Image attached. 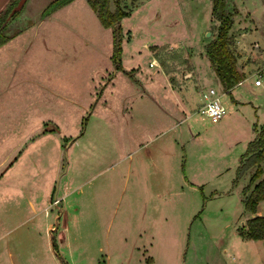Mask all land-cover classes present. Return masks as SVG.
I'll return each instance as SVG.
<instances>
[{"label":"rangeland","instance_id":"374dc122","mask_svg":"<svg viewBox=\"0 0 264 264\" xmlns=\"http://www.w3.org/2000/svg\"><path fill=\"white\" fill-rule=\"evenodd\" d=\"M50 1L9 19L0 39L7 25L12 33L34 24L33 11ZM223 3L243 80L228 91L204 53L218 26L212 0H120L128 10L121 68L111 59L112 28L86 0L61 8L62 22L42 25L18 72L37 74L56 96L32 85L45 109L31 107L29 123L1 132L0 264H264V240L245 245L238 234L254 215L240 199L251 169L234 183L253 127L264 126V0ZM159 73L181 96L222 92L225 116L211 122L197 108L187 116ZM141 83L147 92L130 97ZM171 111L175 127L164 130ZM42 120L50 124L22 142L28 124L32 131ZM255 211L264 215V196Z\"/></svg>","mask_w":264,"mask_h":264},{"label":"crops","instance_id":"0c3cea01","mask_svg":"<svg viewBox=\"0 0 264 264\" xmlns=\"http://www.w3.org/2000/svg\"><path fill=\"white\" fill-rule=\"evenodd\" d=\"M8 1L9 0H0V12H2L3 8L5 7V5ZM74 1L75 0L69 1L68 3L58 7L57 9H55L54 11H52L51 13H49L48 15L43 16V17L41 16V12L46 5L39 6L38 9L36 8L35 11H33V12H35L33 14V18H36L34 20V24L22 25V26L16 28V30L12 33L9 32L8 25L4 27L5 29L3 28L6 35L2 39V41H0V137L5 136L1 132L13 133V132H16L17 130L19 131L22 127H24V125L26 123H29V120L31 119V116H32L31 107L37 106L38 111H40L41 108L45 109V99H42L44 102H41V97L36 95V93L32 94L31 91L33 88H36L37 90L44 91V92H46V90H49L56 96V92H53L52 89L48 88L45 80H43V79L41 80L40 76H38L37 74H32V73L27 74L26 73L27 71L22 70L21 68H20L21 70L19 69V72H18V66L20 65V63H21V65H24L25 56L30 55L32 52L31 51V44L36 40V37L38 35L42 34L44 31H46V28L42 27V25L45 22H47V20L51 21L52 19L62 22L61 17H58V14H57L58 11L61 8H63L64 6L72 4ZM33 3H35V0H24L18 14L13 18V20H10V23L12 21H14L15 19H17V17H19L21 15H23V16H27V14L29 15L30 10H32V8H33L32 7ZM7 22H5L2 25V27L5 24H7ZM21 22H22V20H21ZM1 31L3 32V30H1ZM121 44H122V46H121L120 56H121V54L124 53L123 48H125L127 43L125 42V40H123L121 42ZM121 60H122V57H121ZM159 75L161 76V79H162L161 80V82H162L161 86L163 88L169 90V92H171L173 100H175L177 105L180 106L181 111L187 112L186 113L187 116L189 115L190 112L191 113L193 112L192 110H195L200 105L201 95H200L199 91L194 92V93L191 91L187 94L185 92V94L182 95L183 96L182 97L181 95L178 94V92H180V91H176L173 88V86L171 85L170 81L166 77H164L163 74L159 73ZM32 85H34L33 88H32ZM140 87L142 88L141 90L135 89V91L131 92L129 94V96L133 97V96H136L137 94L140 93L139 97H142L141 93L147 92V89L144 88L142 83L140 84ZM150 94L151 93H147V95H150ZM223 95L224 94L221 95V100H222ZM149 97H150V99H152V100H149L150 104L152 106H154L155 109L158 110L159 109V102L157 101V99L153 100L152 96H149ZM156 97L157 98L159 97L162 100H164V98H162L163 96H161V94H159V96H156ZM159 98H158V100H159ZM231 99L236 102L235 98L232 97ZM222 102L224 103L226 110H227L226 103L223 100H222ZM130 107L131 106H128V108L126 109L127 115H129V117L132 116V108H130ZM149 109L151 110V108H149ZM147 110L148 109H146V111ZM162 110H164V108H162ZM137 115H138V112L135 110V116H137ZM140 116H142V113ZM163 116H165L166 119H168L172 122L171 125L168 126L164 130H167L168 128L173 129L175 127V124H176V123H173L175 111H171V114H169L168 112L163 113ZM35 124H37V127H33L32 131L30 128L31 124H28L29 125L28 133L26 135H24L25 137L23 136L24 139H23V137L19 138L15 144H12L13 148H15L16 145H20L22 139H23L22 142L23 141L29 142L30 140H32L31 139V132H35L37 130H41L42 128H46L47 125H49L50 123H48V121L42 120L39 123V125H38V121ZM41 125H42V127H41ZM252 134H253V136L255 135L254 127L252 129ZM166 139L167 138H165L163 140H166ZM0 143H2V141H0ZM140 145H144V143H139L138 146H140ZM140 148H142V147L140 146ZM6 157H8V153H6L3 156V158L0 160V162L4 161V159ZM242 176L243 175H241L239 178H241ZM186 180L190 183H193V184L195 183L194 180L191 179L190 177H188L187 174H186ZM237 180L234 183H236ZM48 194H49V192L46 194L45 204H46V202L48 203L50 200V197ZM27 199H28L27 204L30 207H32V210L34 211L35 207H34L33 203L31 202V200L29 198H27ZM47 199H48V201H47ZM240 199H241V196H240ZM38 203L39 202H37V204ZM43 209H45V205H43ZM251 213L254 214L251 217L256 216V215H262L260 212L255 211V209ZM50 224L51 223L48 222L45 225V228L49 229ZM243 225L245 226L244 222L241 223V227H242L241 230L244 228ZM239 236L244 240L245 245L248 243L261 242L264 240V237L259 238V239H250V238H246V237L241 236V235H239ZM8 254L10 255L11 253H8Z\"/></svg>","mask_w":264,"mask_h":264},{"label":"trees","instance_id":"16d2710c","mask_svg":"<svg viewBox=\"0 0 264 264\" xmlns=\"http://www.w3.org/2000/svg\"><path fill=\"white\" fill-rule=\"evenodd\" d=\"M71 0H51L46 4L41 12V16H46L58 7ZM90 8L95 12L99 23L104 27L112 28V53L111 59L116 68H121V26L120 20L128 15V10L120 4V0H113V9L109 8V0H86ZM22 5L18 6V0H9L2 12H0V27L9 19L18 14ZM223 0H212L211 16L218 22L217 32L213 39L205 46V55L209 60L212 69L225 91L235 84L242 74L237 69L236 58L229 48L227 38L231 24V17L224 12ZM2 41V38L0 39ZM250 139L245 151L241 154L236 168L234 182L251 169L247 184L241 189V201L244 210L254 211L256 204L264 196V126ZM239 234L250 239L264 237V215H256L246 220L245 226L239 230Z\"/></svg>","mask_w":264,"mask_h":264},{"label":"built area","instance_id":"2783aa9c","mask_svg":"<svg viewBox=\"0 0 264 264\" xmlns=\"http://www.w3.org/2000/svg\"><path fill=\"white\" fill-rule=\"evenodd\" d=\"M242 82L243 80H238L236 84L240 85ZM253 82L255 85L260 84V80L258 78H256ZM222 94V92H219L213 87L202 89L200 92L201 103L197 107L196 112L206 117L211 122L220 120L226 113V107L221 100Z\"/></svg>","mask_w":264,"mask_h":264},{"label":"water","instance_id":"95a60500","mask_svg":"<svg viewBox=\"0 0 264 264\" xmlns=\"http://www.w3.org/2000/svg\"><path fill=\"white\" fill-rule=\"evenodd\" d=\"M24 2V0H18V6L19 5H22V3ZM208 32H206V34H207Z\"/></svg>","mask_w":264,"mask_h":264}]
</instances>
